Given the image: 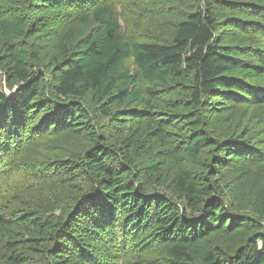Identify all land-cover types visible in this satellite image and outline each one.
<instances>
[{
	"label": "trees",
	"instance_id": "16d2710c",
	"mask_svg": "<svg viewBox=\"0 0 264 264\" xmlns=\"http://www.w3.org/2000/svg\"><path fill=\"white\" fill-rule=\"evenodd\" d=\"M87 1L93 30L75 42L66 27L49 53L0 9V264H96L99 220L117 215L159 247L137 264H264V195L233 185L259 153L264 8L232 20L260 43L222 41L225 0H193L166 40L129 41L108 1Z\"/></svg>",
	"mask_w": 264,
	"mask_h": 264
},
{
	"label": "rangeland",
	"instance_id": "374dc122",
	"mask_svg": "<svg viewBox=\"0 0 264 264\" xmlns=\"http://www.w3.org/2000/svg\"><path fill=\"white\" fill-rule=\"evenodd\" d=\"M105 1L109 2L114 16L119 20L121 36L129 41L168 39L175 23L187 11L192 10L195 3L193 0ZM227 1L230 3H225ZM239 1H245L243 8L238 5ZM225 2H221L215 8V14L221 23L218 33L222 41L239 43L242 38L248 43H260L262 38L254 28L252 30L255 32L246 29L247 33H242L232 20L235 17L261 18L254 9L264 8V0H225ZM90 4L91 2L87 0H0V9L5 12L6 16L19 18L26 23L31 20L34 27L31 32L35 33L26 41L31 47L49 53L59 38V34L66 27L70 26L72 29L75 42L93 30L94 23L87 12ZM261 47L264 50V42ZM125 66L130 72L134 71L131 60H127ZM6 91L9 93V90ZM253 113L255 122L252 125L255 132L260 133V140L256 145L259 147V153L248 163V167L239 173V178L233 180V185L244 189H248V185H251L253 189L249 196L257 199L264 195V105L254 107ZM99 121L107 126L109 131L114 130L115 127L110 125L107 118H99ZM106 132L108 133L107 130ZM47 143L52 147L56 146L57 154H60L59 150L74 147L72 139L63 137H52L47 140ZM39 146L40 142L35 140L29 142L25 148L27 152H36L42 147ZM240 170L238 169L237 172ZM246 172L250 173L243 176ZM96 218L93 220L97 221ZM99 222L101 234L99 233V239L93 243L95 250L90 255L92 262L96 264H137L141 258H148L159 251L158 245L150 250L141 243L136 244L131 235L125 234L120 215L116 216V222L111 223L109 218L99 220Z\"/></svg>",
	"mask_w": 264,
	"mask_h": 264
},
{
	"label": "water",
	"instance_id": "95a60500",
	"mask_svg": "<svg viewBox=\"0 0 264 264\" xmlns=\"http://www.w3.org/2000/svg\"><path fill=\"white\" fill-rule=\"evenodd\" d=\"M15 90H16V88H14L13 90H11L9 92H11L12 94H14L15 93Z\"/></svg>",
	"mask_w": 264,
	"mask_h": 264
}]
</instances>
